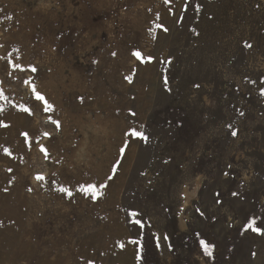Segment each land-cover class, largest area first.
I'll return each instance as SVG.
<instances>
[{"label":"rangeland","instance_id":"obj_1","mask_svg":"<svg viewBox=\"0 0 264 264\" xmlns=\"http://www.w3.org/2000/svg\"><path fill=\"white\" fill-rule=\"evenodd\" d=\"M262 89L264 0H0V264H264Z\"/></svg>","mask_w":264,"mask_h":264},{"label":"snow or ice","instance_id":"obj_2","mask_svg":"<svg viewBox=\"0 0 264 264\" xmlns=\"http://www.w3.org/2000/svg\"><path fill=\"white\" fill-rule=\"evenodd\" d=\"M166 30L167 29H165V31ZM246 46L251 47V45H246ZM133 55H135L137 58H139L141 56V53L139 51H136V52L133 53ZM17 67H19V65H17ZM32 71H36V69L33 67L32 68ZM33 91L35 92V95H36V99L37 100H42V101L45 102V105H46L45 111L50 110L52 108V105L47 103V101L45 100V97L43 95H41L39 92H36L35 86H33ZM261 92H262V94H264V89H262ZM23 110L25 112H29L30 113V109H28L26 107ZM54 123H56L57 126H59V122L58 121H55ZM0 126H4V125H0ZM22 135L25 136V137H27L28 136V133L25 132V133H22ZM45 135L47 136V135H50V134L49 133H45ZM132 135L133 136H136V137H139V138H141V139H143L145 141L147 140V136L143 132L137 131L135 129L132 130ZM232 135H236V132H233ZM41 150L46 152V149H44L43 147H41ZM4 151L6 153L9 152V150L7 148H5ZM121 151H123V149H121ZM37 179H43V177L42 176H38ZM109 179H111V177H109ZM101 187H103V185H101ZM60 190L61 191H65V192L68 191V189H65V188H61ZM81 191L88 192V193H92L94 196L95 195H98L97 187H96V185H93V184H89V185H87V187L82 186L81 187ZM69 194H71V193H69ZM233 195H236V194L233 193ZM133 215H135V213H133ZM136 223H140V221L137 220ZM244 227L246 229H251L252 231H254L256 233L264 234V224L258 226L257 225V219L256 218H250L248 220V222L245 224ZM197 235H199V234H197ZM165 239H167V237H165ZM132 243H136V241H132ZM200 244L204 248L205 252L208 255H211V248L214 247V246L208 244L204 240H201L200 241ZM121 247H123V245H121Z\"/></svg>","mask_w":264,"mask_h":264}]
</instances>
